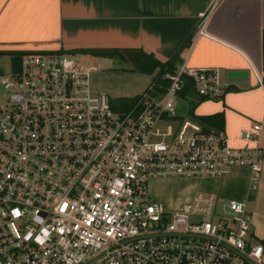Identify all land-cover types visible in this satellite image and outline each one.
<instances>
[{
	"label": "built area",
	"instance_id": "1",
	"mask_svg": "<svg viewBox=\"0 0 264 264\" xmlns=\"http://www.w3.org/2000/svg\"><path fill=\"white\" fill-rule=\"evenodd\" d=\"M92 68L72 53L26 52L0 78V264H264L246 200L198 190L167 206L149 189L236 167L255 187L262 123L233 145L174 111L183 74L195 95L220 98L219 71L180 62L165 91L150 83L120 109L91 88Z\"/></svg>",
	"mask_w": 264,
	"mask_h": 264
},
{
	"label": "crops",
	"instance_id": "2",
	"mask_svg": "<svg viewBox=\"0 0 264 264\" xmlns=\"http://www.w3.org/2000/svg\"><path fill=\"white\" fill-rule=\"evenodd\" d=\"M97 48H140L161 61L178 53L177 64L217 69L226 90L220 98L193 95L194 113L221 112L218 130L233 145L244 144L241 129L262 123L264 148V0H0V78L16 68L15 56L63 51L89 57L94 91L132 96L150 84L152 73L121 69L114 56L90 52ZM105 59L111 63L98 68ZM229 71L245 74L229 79ZM249 174L236 167L221 176L165 177L188 179L185 186L171 188L178 203L170 206L198 190L246 200L252 234L264 245V157L253 189Z\"/></svg>",
	"mask_w": 264,
	"mask_h": 264
},
{
	"label": "trees",
	"instance_id": "3",
	"mask_svg": "<svg viewBox=\"0 0 264 264\" xmlns=\"http://www.w3.org/2000/svg\"><path fill=\"white\" fill-rule=\"evenodd\" d=\"M63 52V51H58ZM93 54H98L102 56H115L123 61H125L129 67L128 69L137 70L145 72L148 74H153L151 79V84L153 87V92H163L170 83V79L164 76L166 71H173L176 68L177 61L180 60L179 54L176 53L169 59L161 61L157 59L152 54L141 50L140 48H97L90 49ZM20 56H15V60H20ZM19 63V61H18ZM18 65V64H16ZM15 65V67H17ZM184 84L182 88L178 91V94L187 98L188 103H190V108L188 109L189 115L198 119L207 126L219 129L222 126L223 114L221 112H216L208 115H197L194 113V107L197 100L193 99L195 95V90L193 87V82L190 76L183 74ZM139 97V94L132 96H118L111 98V104L119 106L120 109H127L132 104H134ZM200 99H204V96H198Z\"/></svg>",
	"mask_w": 264,
	"mask_h": 264
},
{
	"label": "rangeland",
	"instance_id": "4",
	"mask_svg": "<svg viewBox=\"0 0 264 264\" xmlns=\"http://www.w3.org/2000/svg\"><path fill=\"white\" fill-rule=\"evenodd\" d=\"M73 56L81 63H88V56L84 55L83 53L80 54H73ZM98 60V58L94 59ZM113 63H116L117 67H124L127 69L129 65L118 57H113ZM111 63V60H102L99 63L98 68L106 67V64ZM122 69V68H121ZM4 90L0 87V99L4 98ZM176 105H175V114L181 117H188L189 112L188 109L190 108V103H188L187 98L177 94L175 97ZM188 179L180 180L176 178H163V179H153L149 182V189L152 195V198L161 200L166 203L167 206L175 205L178 203L177 196L172 194L171 188L185 186L188 183ZM175 190V189H174Z\"/></svg>",
	"mask_w": 264,
	"mask_h": 264
},
{
	"label": "water",
	"instance_id": "5",
	"mask_svg": "<svg viewBox=\"0 0 264 264\" xmlns=\"http://www.w3.org/2000/svg\"><path fill=\"white\" fill-rule=\"evenodd\" d=\"M242 74H245V72L244 71H229L228 78L234 79V78L241 76Z\"/></svg>",
	"mask_w": 264,
	"mask_h": 264
}]
</instances>
